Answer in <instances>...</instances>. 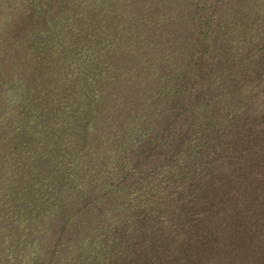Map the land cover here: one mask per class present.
Masks as SVG:
<instances>
[{
    "label": "trees",
    "instance_id": "1",
    "mask_svg": "<svg viewBox=\"0 0 264 264\" xmlns=\"http://www.w3.org/2000/svg\"><path fill=\"white\" fill-rule=\"evenodd\" d=\"M146 1L0 0V264H264V43Z\"/></svg>",
    "mask_w": 264,
    "mask_h": 264
},
{
    "label": "rangeland",
    "instance_id": "2",
    "mask_svg": "<svg viewBox=\"0 0 264 264\" xmlns=\"http://www.w3.org/2000/svg\"><path fill=\"white\" fill-rule=\"evenodd\" d=\"M142 1H146V0H142ZM195 1L196 0H176V4L174 5V7H176L177 9L179 8L186 9L188 12L192 13V15L196 16L198 7L195 6ZM242 1L244 0H227L224 8L222 9L217 8L218 12L216 13L217 15L215 16V19L217 20V22H219V20H221L222 18L225 19L224 21H226V19L229 18L226 15V13H224L223 11L226 9L228 10V12L233 10H237L238 12L241 11L240 21L237 27L235 28L238 29L239 33H241L245 37H248L249 39H256L257 41L254 43V45L257 47L258 44L264 43V15L262 14L264 8L261 7L260 11L257 10L254 11V9L250 7H246L248 5L246 6L243 5ZM249 3L252 4V0ZM220 5H222V2ZM5 22L7 23L5 12H2L0 13V60H2L4 57L3 47L5 45V41H4L3 29L6 24ZM214 24L216 25L214 31L218 33V27L216 22ZM257 50L258 52H255L254 54L255 56L258 55L257 58L250 61V64L246 65L243 68L244 70L241 71L240 77L236 79L235 83H237L239 86L251 85L254 88L255 86L258 85L260 78L264 75V45H263V50L262 49L261 50L257 49ZM244 110L247 109L244 108ZM247 128H248L247 123L246 126L244 125L243 127L241 126L240 128H238L237 129L238 136L241 135L243 131L246 132Z\"/></svg>",
    "mask_w": 264,
    "mask_h": 264
}]
</instances>
